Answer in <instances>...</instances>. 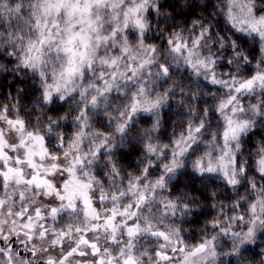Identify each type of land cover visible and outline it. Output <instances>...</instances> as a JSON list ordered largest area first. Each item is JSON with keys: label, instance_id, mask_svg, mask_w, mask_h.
Here are the masks:
<instances>
[{"label": "snow or ice", "instance_id": "1", "mask_svg": "<svg viewBox=\"0 0 264 264\" xmlns=\"http://www.w3.org/2000/svg\"><path fill=\"white\" fill-rule=\"evenodd\" d=\"M209 5L223 29L200 18L165 35L153 20L174 21L168 0H0V75L23 74L36 95L23 110L0 103V264L245 259L264 234V0ZM181 69L216 91L186 90ZM177 91L206 106L162 142ZM125 147L143 155L136 171L115 159ZM189 171L235 194L225 205L210 193L215 215L194 243L183 225L202 205L179 187Z\"/></svg>", "mask_w": 264, "mask_h": 264}, {"label": "trees", "instance_id": "2", "mask_svg": "<svg viewBox=\"0 0 264 264\" xmlns=\"http://www.w3.org/2000/svg\"><path fill=\"white\" fill-rule=\"evenodd\" d=\"M168 3H175L176 7L165 8L164 11L171 13L175 19H169L167 22H160V18H155L153 20L154 25L159 24V28L164 30L165 35L170 34L172 31H180L181 29L185 30L187 35V28L191 27V23L194 19H204L206 22H211L217 31L224 28L223 19L220 16H211L210 14L214 11V8L209 5L207 10L204 9L203 4L204 0H168ZM199 4L200 6H196ZM219 21V24H217ZM155 35L159 36V32ZM149 43H157L163 45L165 41L163 39L150 40ZM215 52L216 49H213ZM252 56H257L258 53L255 50H250ZM10 67V66H9ZM234 68V66H233ZM230 69L226 63H222L218 67L217 71L220 73L228 72ZM175 78L179 81H182V86L193 93L196 92H208L216 91V87L209 85L206 81L201 80L199 84L189 80L184 74V70L181 69L180 72L175 74ZM167 85H165L166 87ZM17 89H26L24 93L17 94ZM36 95L34 90L30 86V82L23 77V74L15 75L10 73H4L0 75V103H14L19 100L22 110L24 108H31ZM211 102V101H209ZM183 104V107L181 106ZM191 107L202 108L206 106L204 100H190L188 96L181 95L179 91L177 94L170 100L169 104L164 110L161 111V118L163 123V128L161 129L160 138L162 142H168L170 134L175 130L179 132L181 130V125L185 122L183 113L187 112V109ZM64 111H67V106L60 109L59 113L63 114ZM49 115H54V113L49 112ZM100 127V125H97ZM150 122H142L137 125V131L142 130L145 127H149ZM71 129L68 130L67 134L71 133ZM254 132H259V129H254ZM260 139L259 135L253 137V140ZM127 145V141H124ZM118 165L122 168L123 171L133 172L136 171V162L139 159H143L142 153L138 148L133 150L132 148L125 147L120 149L115 157ZM191 173L189 171V176L180 177L179 187L185 189L188 192V200L198 199L202 207L194 208L196 215L189 217L191 223L183 225L187 229L188 233H191L192 239L189 242L194 243L195 239L201 235V231L204 228V223L206 219H211L215 215V210L212 209L209 205L213 200L208 199L210 193L213 191L217 192V200L222 201L225 205H229L232 202V199L235 198L234 193H228L226 191L220 190L216 187L219 185V181H212L208 179L201 178H190ZM228 195L231 198L225 200L224 197ZM237 211H243L238 209ZM203 212L204 214H200ZM261 261H264V234H260L257 237V241L249 246V249L245 255V259L240 262V264H261Z\"/></svg>", "mask_w": 264, "mask_h": 264}, {"label": "rangeland", "instance_id": "3", "mask_svg": "<svg viewBox=\"0 0 264 264\" xmlns=\"http://www.w3.org/2000/svg\"><path fill=\"white\" fill-rule=\"evenodd\" d=\"M161 90H162V89H161ZM166 106H167V105H165V107H163V108L161 109V111L164 110V109L166 108ZM256 241H257V239H256ZM256 241H255V242H256Z\"/></svg>", "mask_w": 264, "mask_h": 264}]
</instances>
